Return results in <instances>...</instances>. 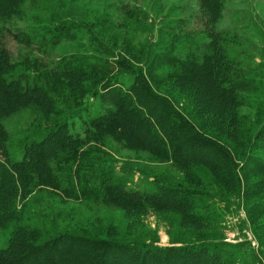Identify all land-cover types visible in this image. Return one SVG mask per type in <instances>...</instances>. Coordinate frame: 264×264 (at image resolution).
<instances>
[{"label":"trees","instance_id":"obj_1","mask_svg":"<svg viewBox=\"0 0 264 264\" xmlns=\"http://www.w3.org/2000/svg\"><path fill=\"white\" fill-rule=\"evenodd\" d=\"M23 2L0 0V20L19 15ZM198 2L203 29H187L188 38L177 47L165 46L145 70L89 28L97 55L53 56L63 41L76 39L79 28L87 30L83 24L60 19L38 31L0 26V233L18 219V204L37 192L124 211L169 212L218 229L226 211L217 197L237 196L241 188L248 202L260 196L264 154H256L264 126L252 133L238 113L245 95L255 89L256 74L232 60L226 37L211 29L224 0ZM178 22L169 36L187 27L185 20ZM7 34L22 51L17 60L4 45ZM196 35L202 42L190 39ZM118 38L111 35L115 45L130 51ZM211 101L218 107L209 113L203 104ZM29 108L40 114L34 129L38 139L23 140L14 150L3 120ZM108 139L175 167L182 172L181 182L150 175L152 180L137 183L116 174L101 158L108 154ZM238 170L257 181L242 182ZM254 209L263 213L264 205L249 202L246 211ZM242 246L214 239L163 248L79 230L51 234L21 224L0 249V264H246L239 259Z\"/></svg>","mask_w":264,"mask_h":264},{"label":"rangeland","instance_id":"obj_2","mask_svg":"<svg viewBox=\"0 0 264 264\" xmlns=\"http://www.w3.org/2000/svg\"><path fill=\"white\" fill-rule=\"evenodd\" d=\"M198 4V0H24L20 14L10 20H0V26L20 31H38L44 24L57 25L60 19H66V24H83L114 52L132 58L130 61L134 67L145 70L146 62L161 53L165 46L177 47L182 37L188 38L185 35L187 29H203ZM222 8L211 29L218 30L226 37L232 60L250 66L256 74L255 89L245 95L246 101L238 111L254 133L264 126V0H224ZM179 20H185L187 27L177 30V35L169 36L172 26H180ZM87 30L79 28L76 39L63 41L52 51L53 56L77 53L97 55V45ZM113 34L119 35L118 40L128 44L130 51L123 49L121 44L115 45L111 39ZM178 34L180 38L175 39ZM196 37L198 35L190 39L202 42ZM3 42L17 60L22 51L13 37L7 34ZM138 56L143 58L138 59ZM162 86L164 88L165 85ZM197 88L199 84L193 86L194 90ZM203 101H207V98ZM217 105L215 101L203 104L209 113L217 109ZM39 117L36 109L29 108L3 120L14 150L23 140L38 139L34 136V129L38 123L35 118ZM76 124L79 126L80 123L76 121ZM263 145L264 140L256 156L264 154ZM105 151L108 154L101 158L115 168V173L126 174L134 182L152 180L150 175L165 177L172 183L181 182L182 172L159 163L146 152L126 150L112 139L107 140ZM241 158L235 159L240 162ZM206 161L211 162L209 158ZM238 175L242 182L257 181V177L242 174L239 170ZM217 198L218 207L226 211L218 224L220 229L207 223L188 222L169 212L124 211L95 203L62 199L47 192L32 193L23 203L24 207L18 204V219L8 223L0 233V249L7 245L11 233L19 225L28 224L47 229L51 234L79 230L100 236L115 235L120 241H138L163 248L218 239L243 244L239 259L246 264H264V211H246L249 202L252 206L254 203L264 205V191L249 202L242 188L237 196L220 195Z\"/></svg>","mask_w":264,"mask_h":264}]
</instances>
